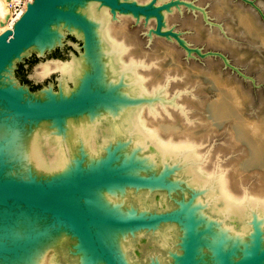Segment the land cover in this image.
<instances>
[{
	"label": "water",
	"instance_id": "1",
	"mask_svg": "<svg viewBox=\"0 0 264 264\" xmlns=\"http://www.w3.org/2000/svg\"><path fill=\"white\" fill-rule=\"evenodd\" d=\"M92 4L107 8L113 15L120 12L136 17L153 16L156 20V33H168L161 31V12L165 6L154 5L153 2L29 1L12 28L0 32V80L9 77L13 83L5 84L0 81V120L18 131L19 134H15L16 143L24 142L37 125L57 130L64 139L68 120H78L83 115L104 110V107L116 113L121 105L133 104L134 96L123 94L124 83L121 79L107 83L101 53L94 62L91 58L95 48L101 47L102 43L98 32L99 19L89 13L88 8ZM64 29L80 39L83 50L79 60L85 61L75 80H70L73 87H68L67 92H64V86L60 84L58 90L44 87L36 93L15 82L11 74L13 63L30 50L37 52V56H42L56 46L65 45ZM67 44L77 46L70 41ZM71 56L74 59L76 55L72 53ZM125 146L126 141L122 138L108 137L103 143L102 152L89 157L79 143L71 159L72 171L68 176L32 171L20 174L16 170L6 175L5 169L9 165L13 168L14 164L1 157L0 264H23L27 251L33 254L35 250L39 253L45 250L47 256L54 250L59 253L60 260L62 257L78 260V255L86 250L88 258L96 260L98 264H142L122 258V235L130 239L136 238L141 231L152 235L155 229L164 228L171 223L178 226L172 245L157 246L150 241L156 249L166 248L169 258L163 262L161 255L149 254V262L143 264H150L153 260L160 264H264V240L259 234H253L246 246L222 245V249L220 246H209L207 236L204 238L197 230L194 233L191 229L194 220L184 215L186 207H194L193 200L198 191L183 184L185 182L181 179H171V168L151 174L150 168L144 166L150 173L140 174L134 172L140 163L130 159L133 167L126 165V172L122 155ZM90 162L94 165L99 162V165L93 167L99 170L88 168ZM144 169L141 171H145ZM114 184L118 185L121 192L142 188L158 190L171 206L141 211L136 204L130 208L118 203L119 207L114 211L99 210L88 199L90 192L108 190ZM109 206L114 208L111 203ZM193 217L196 219L195 213ZM103 227L117 233L116 241H112L111 245L100 236ZM185 227L184 236L182 232Z\"/></svg>",
	"mask_w": 264,
	"mask_h": 264
},
{
	"label": "bare ground",
	"instance_id": "2",
	"mask_svg": "<svg viewBox=\"0 0 264 264\" xmlns=\"http://www.w3.org/2000/svg\"><path fill=\"white\" fill-rule=\"evenodd\" d=\"M88 9L90 15L99 19L98 32L101 34L100 41L102 40L101 47L95 48L91 58L94 62L101 53L104 58L107 83L121 79L124 83L123 94L134 96L133 104L121 105L119 112L116 113L104 107V110L90 113L89 116L83 115L78 120H68L64 139L57 130L48 129L45 125H37L32 128L24 142L16 143L15 134L18 131L7 125L4 120H0V158L4 157L6 161L14 164L13 168L9 165L4 173L9 175L16 170L20 174L32 171L68 176L72 171L70 162L79 143L85 148L89 157H95L102 152L106 138H122L126 141V146L122 149L126 172V165L133 167L130 159L140 163L134 171L140 174L150 173L144 169V166L150 168L151 174L171 168L172 175H175L171 179H181L185 182L183 184L198 191L193 200L194 207L192 209L186 207L184 215L194 220L191 228L194 233L197 230L203 237L207 236L206 242L209 246H220L221 249L222 245L246 246L253 234H259L264 240V180L260 183L263 186L260 189L263 191H259L258 195L252 196L245 189L242 194L236 196L228 189V181L222 170L216 168L206 171L202 167L204 163L203 165L200 163L202 166H199L198 161L204 157L198 155L196 150L198 145L192 141L190 129L185 125L180 126L177 122L159 121L162 115L155 102L161 105L165 113H169L162 103L164 96L160 94V87L154 86L148 91L144 86L145 78L137 69L139 63L137 65V61L132 59L123 61L127 47L112 33L119 31V28H115L109 22L108 10L105 7L97 8L95 4L90 5ZM8 21L6 0H0V32L8 27ZM240 21L248 25V19L244 16H241ZM52 31L53 26L50 34ZM84 65V59L83 61L72 59L68 62H56L54 68L61 72L63 78L75 80V76ZM41 68L40 74H46L52 67L47 62L42 64ZM0 81L13 84L9 77H3ZM216 86L217 95L205 108L210 124L219 126L224 121H229V135L233 144L242 145L247 151L245 158L240 160L238 167L240 172L264 166V121H248L240 113L235 92L224 88L218 82ZM62 90L67 92L68 89L62 87ZM143 111H146V115ZM181 134L185 137L178 138ZM97 165L99 162L95 165L90 162L88 168L97 170L98 168H93ZM142 169L145 171H141ZM117 187L118 185L114 184L110 185L108 190H92L88 199L99 210L105 212L114 211L119 204L130 208L136 204L141 211L150 208L166 209L171 206L164 194L158 190L150 191L142 188L137 191L121 192ZM110 203L114 208H109ZM194 213L196 219L193 217ZM177 228L175 223H171L164 228L155 229L152 233L155 239L151 243L157 246L172 245ZM182 233L186 235V227ZM148 234L150 233L138 232L134 239L122 235L121 251L119 250L122 258L130 261L138 259L145 236ZM100 236L111 245L112 241H116L117 233L114 234L113 229L103 227ZM81 253L78 255V260L66 257L60 260L59 255L49 258L45 250L43 253L35 250L33 254L27 251L23 264H55V260L62 264H98L96 260L88 258L86 250ZM157 259L159 260V257ZM150 264H160V262L153 260Z\"/></svg>",
	"mask_w": 264,
	"mask_h": 264
},
{
	"label": "rangeland",
	"instance_id": "3",
	"mask_svg": "<svg viewBox=\"0 0 264 264\" xmlns=\"http://www.w3.org/2000/svg\"><path fill=\"white\" fill-rule=\"evenodd\" d=\"M136 1L164 5L161 31L168 33H156L153 16L136 17L120 12L113 15L106 9L109 22L119 28L112 33L127 47L123 61L132 59L139 63L137 69L145 78L147 90L160 87L162 103L169 113L155 102L162 115L159 121L177 122L190 129L198 155L205 158L198 161L199 166L204 163L206 171L222 170L232 194L239 196L246 189L250 195H258L264 190L260 189L264 166L240 172L239 163L247 151L242 145L233 144L229 121L219 126L210 124L205 108L215 99L218 82L235 92L244 118L264 121V0ZM241 16L248 19L247 26L240 21ZM67 32L64 29L65 45L56 46L42 56L30 50L16 60L11 68L15 82L36 93L44 87L58 90L60 84L73 87L72 81L54 68L56 62L71 61L72 53L76 55L74 59H80L81 41ZM68 41L77 46L68 45ZM47 62L52 68L40 74L42 64ZM143 113L146 115V111ZM172 177L175 175L171 174ZM145 237L143 251L134 262H149V254L161 255L163 262L169 258L166 248L159 250L151 245L155 237L151 234ZM53 255L59 253L54 250L48 253L49 258ZM55 264L62 263L55 260Z\"/></svg>",
	"mask_w": 264,
	"mask_h": 264
},
{
	"label": "built area",
	"instance_id": "4",
	"mask_svg": "<svg viewBox=\"0 0 264 264\" xmlns=\"http://www.w3.org/2000/svg\"><path fill=\"white\" fill-rule=\"evenodd\" d=\"M29 1L31 0H6V6L9 12V24L7 28H12L13 23L25 10L26 4Z\"/></svg>",
	"mask_w": 264,
	"mask_h": 264
},
{
	"label": "trees",
	"instance_id": "5",
	"mask_svg": "<svg viewBox=\"0 0 264 264\" xmlns=\"http://www.w3.org/2000/svg\"><path fill=\"white\" fill-rule=\"evenodd\" d=\"M20 66H21V64H20Z\"/></svg>",
	"mask_w": 264,
	"mask_h": 264
}]
</instances>
